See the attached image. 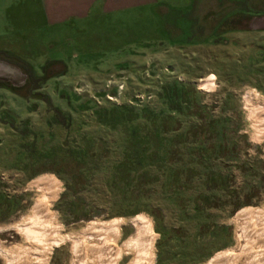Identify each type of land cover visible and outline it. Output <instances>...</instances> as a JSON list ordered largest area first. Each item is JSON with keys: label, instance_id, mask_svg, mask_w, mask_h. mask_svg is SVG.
I'll return each instance as SVG.
<instances>
[{"label": "rangeland", "instance_id": "obj_1", "mask_svg": "<svg viewBox=\"0 0 264 264\" xmlns=\"http://www.w3.org/2000/svg\"><path fill=\"white\" fill-rule=\"evenodd\" d=\"M245 1L246 7L239 3L234 19L225 18L226 8L212 7V0H187L179 12L163 15V39L141 43L130 32L133 22L125 23L121 30L125 35L120 37L111 21L103 23L99 35L89 34V29L43 24L35 0H0V65L5 68L0 74V249L21 241L14 229L3 226L16 222L30 208L37 193L31 181L50 175L57 180L58 193L48 210L56 213L64 233H84L89 227L102 233L112 224L119 245L132 232L127 219L142 216L149 219L155 235L152 264H190L183 258L171 259L166 252L157 257L160 228L168 233L179 229L187 237L194 229L191 221L178 226L177 212L158 186L153 203L161 214L159 230L144 211L120 213L132 207L122 196V182L129 179L123 172L101 168L80 174L71 159L59 158L64 140L74 137L76 130L101 141L118 139V134L96 125L93 107L128 104L135 109L157 100L163 85L173 80L199 91L202 102L216 113L219 99L229 93L231 102L224 113L232 117V125H239L226 135L236 142L239 162L231 172L236 191L226 197L248 200L230 214L211 210L218 215L208 223L226 225L229 242L191 264H208L234 245V218L239 213L264 216V121L260 120L264 115L255 121L249 118L244 99L252 90L264 96V0ZM206 79L210 86H202ZM12 86L15 91L9 89ZM236 102L240 118H234L235 107L230 106ZM104 145H97L103 154ZM227 156L221 154L223 160ZM9 201L14 207H9ZM75 214L88 217L74 219ZM69 256L70 244L64 241L53 247L49 264H68ZM126 260L117 259L116 264ZM0 264H4L1 254Z\"/></svg>", "mask_w": 264, "mask_h": 264}, {"label": "trees", "instance_id": "obj_2", "mask_svg": "<svg viewBox=\"0 0 264 264\" xmlns=\"http://www.w3.org/2000/svg\"><path fill=\"white\" fill-rule=\"evenodd\" d=\"M239 3L246 7L245 0ZM9 89L16 90L13 86ZM201 97L199 91L173 80L163 85L157 100L137 105L135 109L128 104L93 107L96 125L118 134V139L101 141L99 136L76 130L74 137L64 140L65 148L59 152V158L76 163L80 174L101 168L123 172L129 179L122 182L121 189L125 192L122 196L132 202V207L120 213L144 211L151 215L156 227L161 217L153 203L158 186L162 197L177 212L178 226L184 227L191 221L194 229L187 237L179 229L168 233L160 228L157 257L166 252L171 259L183 258L190 264L207 258L229 242L226 225L208 223L218 215L211 210L230 214L248 202L226 197L227 193L236 191L231 172L239 162L234 151L236 142L226 135L228 129L235 132L239 125L238 122L232 125V117L224 113L231 102L230 95L225 92L219 99L218 113L211 111ZM230 106L235 107L234 118H240L238 102ZM34 139L30 143L34 144ZM100 142L105 144L104 154L98 149ZM221 154L228 156L223 160ZM103 183L109 185L107 179ZM217 192H222V196L218 197ZM10 206L14 207L11 201ZM81 217L88 215L73 216ZM164 234L169 236L164 238L167 236ZM196 248L202 251L195 252Z\"/></svg>", "mask_w": 264, "mask_h": 264}, {"label": "bare ground", "instance_id": "obj_3", "mask_svg": "<svg viewBox=\"0 0 264 264\" xmlns=\"http://www.w3.org/2000/svg\"><path fill=\"white\" fill-rule=\"evenodd\" d=\"M4 69L0 65V74ZM210 85V79L202 84ZM244 99L249 118L255 121L264 115V96L252 90ZM260 120L264 121V117ZM29 185L35 186L37 191L30 208L16 222L3 226L14 229L21 237L20 242L0 249L4 264H49L53 247L64 241L70 244L68 264H116L117 259L123 260L124 257L127 260L122 264H152L155 235L149 219L142 216L127 219L132 232L119 245L116 244L117 232L112 224L102 233L94 227H89L84 233H64L56 213L48 210L58 193L57 180L50 175H42ZM234 220V245L220 252L208 264H264V216L243 211Z\"/></svg>", "mask_w": 264, "mask_h": 264}, {"label": "crops", "instance_id": "obj_4", "mask_svg": "<svg viewBox=\"0 0 264 264\" xmlns=\"http://www.w3.org/2000/svg\"><path fill=\"white\" fill-rule=\"evenodd\" d=\"M41 22L62 26V29H89V34L99 35L103 23L116 24L119 37L127 22H133L130 32L139 42L161 40L165 33L164 14L179 12L187 0H35ZM240 0H212L214 8H226L225 18L237 19ZM102 21V22H100ZM116 21V22H115ZM182 21V20H180ZM95 23V24H94ZM94 24V25H92ZM90 25L93 27L92 30ZM127 32V31H126ZM151 33V34H148ZM101 38V36H99ZM120 39V38H118ZM124 45L125 42H124Z\"/></svg>", "mask_w": 264, "mask_h": 264}]
</instances>
